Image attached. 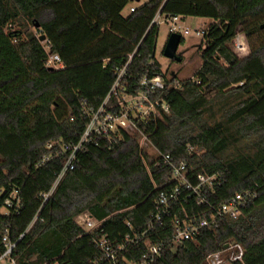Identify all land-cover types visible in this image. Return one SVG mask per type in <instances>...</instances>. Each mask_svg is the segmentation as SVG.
Listing matches in <instances>:
<instances>
[{
	"label": "trees",
	"instance_id": "1",
	"mask_svg": "<svg viewBox=\"0 0 264 264\" xmlns=\"http://www.w3.org/2000/svg\"><path fill=\"white\" fill-rule=\"evenodd\" d=\"M130 1L0 0V249L8 236L16 264H112L95 243L104 236L124 245L118 264L140 263L149 244L163 245L151 264H210L233 243L243 256L229 264H264V0H146L124 16ZM158 15L213 21L203 32L199 84L169 76L156 60ZM30 24L40 25L44 42L23 31ZM240 33L250 42L242 59L231 48ZM49 54L63 67H47ZM145 77L180 81L179 89L149 95L168 111L157 107L132 132L93 136L57 182L91 116L107 98L114 111L123 95H138ZM205 88L216 95L207 98ZM216 102L229 106L222 119ZM143 137L155 153L141 146ZM167 154L187 164L194 187L200 175L218 180L199 194L179 186L177 201L159 210L160 194L179 185L162 163ZM247 191L255 197L238 219L219 218L195 239L171 244L178 222L209 220ZM159 211L162 225L150 229ZM84 214L97 229L77 224Z\"/></svg>",
	"mask_w": 264,
	"mask_h": 264
},
{
	"label": "built area",
	"instance_id": "2",
	"mask_svg": "<svg viewBox=\"0 0 264 264\" xmlns=\"http://www.w3.org/2000/svg\"><path fill=\"white\" fill-rule=\"evenodd\" d=\"M135 9H131L133 12ZM158 15L155 20L153 21L154 24H158ZM180 18H173L167 21H172L173 27L176 26ZM159 25V24H158ZM174 31V30H172ZM172 33H176L175 31ZM188 34V31L185 32ZM198 35L203 36V32H198ZM242 48L240 44H237V49ZM47 67L59 69L63 67V64L60 61V58L55 55L49 54ZM126 67L120 70L118 80L114 86L113 91H115L119 87L120 79L125 74ZM193 82L200 83V80H195L194 78L190 79ZM142 91L136 96H128L123 95L122 98L119 99L118 105L115 106L114 111L107 109L106 106L108 104L109 98L106 99L105 103L101 107V109L96 112L94 115L91 116V120L87 125L86 131L80 141V143L72 148V153L67 160L57 182L65 175V173L69 170L74 169V162L76 159V154L82 149L84 143H88L92 140L93 136H102L104 138H111L112 134L117 133L119 130L124 129L127 131H133L137 129V123L139 121L146 122L151 115H155L157 112V107H162L165 111H168L169 107L163 103L162 101L156 100L152 101L149 98L150 94H154L158 91H165L168 89H179L181 88L180 81H176L174 84L169 86L166 85L165 81L161 77H154L149 79L145 77L141 82ZM146 140L147 138L144 137ZM60 145V141H56L48 145V149H52L54 146ZM68 147H63V150L66 151ZM49 157H47L45 161H48ZM162 163L167 167H170L172 170V180L177 182L179 185L177 188L171 193H161L160 197L157 201V205L159 210L162 207H166L170 201H177L178 193H179V186H186L187 189L193 191L195 194H199L200 190L206 186H213L215 181L218 180V177L215 176H207V175H200L198 177L199 184L197 187L191 185V183L187 180V164L185 162L176 163L170 155H163L162 156ZM161 163L157 162L156 166H160ZM57 185V183H56ZM56 185L52 188V190L42 195L43 204H45L50 197L52 196ZM255 197V194L252 191H247L243 194H238L235 196L231 201L227 204H224L221 208L217 210L215 214L211 216V218L201 220L197 223H177L175 229V235L171 241V244L174 247H178L184 241H189L195 239L199 236L203 229L211 228L213 225L216 224L219 218H230L233 220L238 219L242 215V208L248 203L249 200ZM203 202V200H200ZM11 206V204H10ZM166 213V212H165ZM79 220L83 221L80 223ZM161 211H159L156 215L153 216V223L151 224V228H153L154 224L162 225L161 220ZM77 224L81 226L84 230L90 232L98 228L99 223L95 221L89 214H84L77 218ZM149 229V230H150ZM144 236V235H143ZM142 236V237H143ZM141 236L137 237L136 240H141ZM134 242V240L126 237L125 243ZM4 243V250L0 249V264H16V261L12 258L13 250L15 249L16 244L12 243L8 236H5L3 239ZM96 245L102 251L104 256L106 257L107 261L111 262L112 264L119 263V251H122L125 247L124 245L114 247L106 237L102 236L95 240ZM239 246V245H237ZM163 245H148L147 254L143 257V260L138 264H151L156 256L160 254ZM229 248V247H228ZM227 248V250H228ZM217 264H224L222 259V253L217 254ZM242 255L235 260H242Z\"/></svg>",
	"mask_w": 264,
	"mask_h": 264
},
{
	"label": "rangeland",
	"instance_id": "3",
	"mask_svg": "<svg viewBox=\"0 0 264 264\" xmlns=\"http://www.w3.org/2000/svg\"><path fill=\"white\" fill-rule=\"evenodd\" d=\"M146 0H131L127 7L123 11L124 16H128L131 13V8L134 6H141L145 3ZM159 33L157 38V46L155 57L156 60L161 64L163 71L169 76L172 73H177L179 80H188L194 78L195 80H201L200 68L202 66V50L205 48L203 45V36L198 35V32L206 31L212 24L211 19L206 18H195L189 17L186 19H179L176 23V26L173 27L172 21H167L164 17L159 16ZM12 30H20L21 28L16 25L12 26ZM174 30L176 33L180 34L183 37V42L179 46L178 55L182 58V62H174L169 60L164 56L165 47L169 41V38ZM23 31H28L40 36L38 30L33 25H28ZM188 31V34L185 32ZM41 37V36H40ZM237 44H240L242 48L237 49ZM231 48L233 52L239 58H245L250 53V42L246 36L242 33L238 34L236 39L233 41ZM205 95L207 98H213L216 95V92L213 89L205 88ZM236 102H231L233 106ZM229 106H224V103H215V113L217 119L223 118V112ZM134 131V130H133ZM132 132V131H131ZM141 146L146 149L149 153H155L154 149L150 143L143 137L140 140ZM2 212L5 213L6 210L2 209ZM80 223L83 221L79 220ZM243 248L237 246L236 244H230L228 250L222 253V259L224 264H229L233 259H237L242 255Z\"/></svg>",
	"mask_w": 264,
	"mask_h": 264
},
{
	"label": "water",
	"instance_id": "4",
	"mask_svg": "<svg viewBox=\"0 0 264 264\" xmlns=\"http://www.w3.org/2000/svg\"><path fill=\"white\" fill-rule=\"evenodd\" d=\"M35 28L36 29L40 28V25L36 24ZM261 28L264 29V25H262ZM39 40L41 42H44L46 40V37L43 35L40 37ZM181 42H182V36L178 33H172L165 47L164 56L171 61L181 63L182 58L178 55V49H179V46L181 45ZM209 263L217 264V256L216 255L211 256L209 258Z\"/></svg>",
	"mask_w": 264,
	"mask_h": 264
},
{
	"label": "crops",
	"instance_id": "5",
	"mask_svg": "<svg viewBox=\"0 0 264 264\" xmlns=\"http://www.w3.org/2000/svg\"><path fill=\"white\" fill-rule=\"evenodd\" d=\"M137 1V0H136ZM140 1V0H139ZM137 7H139V6H134V7H132L131 9H135V8H137ZM180 19H182V18H180Z\"/></svg>",
	"mask_w": 264,
	"mask_h": 264
}]
</instances>
